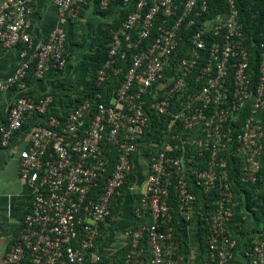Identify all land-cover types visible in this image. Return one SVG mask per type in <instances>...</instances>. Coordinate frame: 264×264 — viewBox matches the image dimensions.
Returning <instances> with one entry per match:
<instances>
[{
	"label": "built area",
	"instance_id": "1",
	"mask_svg": "<svg viewBox=\"0 0 264 264\" xmlns=\"http://www.w3.org/2000/svg\"><path fill=\"white\" fill-rule=\"evenodd\" d=\"M89 1L54 0L59 25L38 41L31 35L32 0L0 4V45L19 50L18 66L0 82V92L18 93L0 124V145L8 147L36 118L18 154L30 204L4 262L175 264L172 194L178 218L196 216L204 224V264H236L229 225L246 194L232 176L264 196V26L255 41L235 0L210 18L206 0H120L123 18L91 96L74 94L71 110L58 113L52 94H30L28 77L66 67L63 24ZM109 3L99 0V10ZM137 155L147 158L148 174L134 214L147 222L130 234L122 257L100 259L94 249L101 227ZM261 230L244 252L249 264H264V221Z\"/></svg>",
	"mask_w": 264,
	"mask_h": 264
},
{
	"label": "crops",
	"instance_id": "2",
	"mask_svg": "<svg viewBox=\"0 0 264 264\" xmlns=\"http://www.w3.org/2000/svg\"><path fill=\"white\" fill-rule=\"evenodd\" d=\"M6 0H0L2 4ZM119 7L101 12L94 0L83 6L79 17L63 24L67 33L66 67L62 71H50L41 79H30L29 92L39 98L47 94H56L59 101L56 112H68L72 108L69 100L83 89L91 77L85 56L96 50L99 32L110 35L117 21ZM31 35L36 41L45 39L59 25V15L54 0H32L29 15ZM109 33V34H107ZM19 64L18 48H4L0 45V82L6 80ZM18 98L16 88L0 92V124L5 121L8 107ZM36 118L27 119L22 129L14 136L8 147L0 145V264L16 238L20 224L30 204L29 189L18 173V154L29 140L30 130ZM133 168L127 182L117 196V203L107 223L101 227L100 236L94 254L100 259H119L126 249L129 236L140 225L134 207L144 190L148 174V161L145 155L133 158ZM141 219V218H140ZM263 215L257 207L248 210L244 198L240 196L234 206V215L229 225L230 233L236 241L234 262L249 264L245 250L261 237ZM177 257L175 264H204L206 261V233L198 217L189 222L176 219Z\"/></svg>",
	"mask_w": 264,
	"mask_h": 264
},
{
	"label": "trees",
	"instance_id": "3",
	"mask_svg": "<svg viewBox=\"0 0 264 264\" xmlns=\"http://www.w3.org/2000/svg\"><path fill=\"white\" fill-rule=\"evenodd\" d=\"M94 1L96 3L97 8L99 9V6H98L99 0H94ZM181 1L183 2L184 0H181ZM206 1H207L208 7H207V11L204 13L205 17L210 18V17H213V16L218 15V14L224 15L226 13V11H227V0H206ZM235 1H236V5L239 9L240 21L243 23L245 30L250 35L253 36V39L255 41H257L256 38H258V34H259L260 30L264 26V11H263L264 0H235ZM113 6L119 7L118 19L113 24V27H114L113 30H115L119 26V24L123 18L122 14L124 13V10L121 8V5H120V0H110L108 9L106 11H101V12L110 11ZM103 33L104 32H101V33L99 32L97 39L95 40L97 47H96V50L94 51V53L88 54L84 58V60L88 63V66H89L90 71H91V77H90L89 81L86 82V84L84 85L81 92L78 93V94L83 95L84 98H89L91 96L90 91L94 87L93 82H94L96 72L106 60L107 49H108L107 46H108V43L110 40L111 33L108 36L103 35ZM107 34H109V33H107ZM30 79L31 78L29 76L28 77L29 82H30ZM52 95L54 96V100L56 102L59 101L56 94L53 93ZM69 102L71 103L72 99H70ZM235 171H236V168L232 169L231 174H234ZM261 175H262V177L259 181V184L264 182V172ZM232 178H233V181L235 183V188H236L237 192L240 193V191H244V193L246 194V208L248 210H250L252 207H257L258 212L263 215V220H264V196L262 194L254 195L252 192L245 190L236 181V174H234L232 176ZM203 197H205V195H204V193L201 192L199 195V200L201 201L203 199ZM117 198L118 197L115 198L113 208H114V205L117 203ZM209 202H211V199L207 200L206 205H208ZM171 206H172L173 211H174L173 222L175 224L176 219L178 218V214L175 210L176 205H175L174 197L172 194H171ZM113 208L111 210V213L114 210ZM139 220H141L140 225L147 222V220H145V219H139ZM202 225L204 226L203 223H202ZM205 233H206V229H205ZM125 251H126V249L120 253L121 257L123 256Z\"/></svg>",
	"mask_w": 264,
	"mask_h": 264
}]
</instances>
